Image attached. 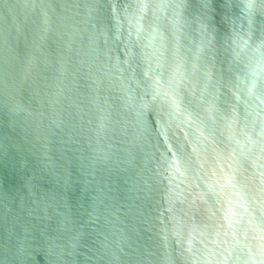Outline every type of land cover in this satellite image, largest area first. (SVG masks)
Masks as SVG:
<instances>
[{"label": "water", "instance_id": "obj_1", "mask_svg": "<svg viewBox=\"0 0 264 264\" xmlns=\"http://www.w3.org/2000/svg\"><path fill=\"white\" fill-rule=\"evenodd\" d=\"M0 264H264V0H0Z\"/></svg>", "mask_w": 264, "mask_h": 264}]
</instances>
